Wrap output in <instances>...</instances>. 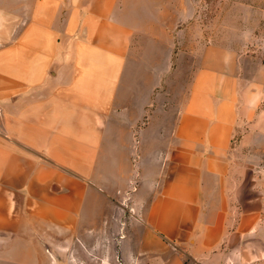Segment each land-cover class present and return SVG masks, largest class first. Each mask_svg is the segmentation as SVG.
Returning a JSON list of instances; mask_svg holds the SVG:
<instances>
[{
	"label": "crops",
	"instance_id": "0c3cea01",
	"mask_svg": "<svg viewBox=\"0 0 264 264\" xmlns=\"http://www.w3.org/2000/svg\"><path fill=\"white\" fill-rule=\"evenodd\" d=\"M147 1L0 3V230L20 216L51 240L87 244L109 215V264H264L259 198L240 213L229 198L235 177L226 153L245 115L226 97L207 96L204 71L169 114L168 131L137 133L171 137L153 173L142 170L143 206L119 225L110 191L109 212L102 205L99 169L116 167L113 152L123 143L115 138L130 132L123 122L154 106V85L132 99L125 79L139 35L159 42L186 31L166 16L176 1Z\"/></svg>",
	"mask_w": 264,
	"mask_h": 264
},
{
	"label": "rangeland",
	"instance_id": "374dc122",
	"mask_svg": "<svg viewBox=\"0 0 264 264\" xmlns=\"http://www.w3.org/2000/svg\"><path fill=\"white\" fill-rule=\"evenodd\" d=\"M143 1L148 6L149 1ZM172 1L178 8H169L172 15L166 16H176V31H186L184 35H162L159 42L155 35H139L138 53L132 57L125 79L131 83L132 99L142 91L141 86L154 85V92L147 95L154 106L145 108L148 112L143 119L123 122L130 132L115 138L123 143L113 152L118 166L99 169L97 186L108 197L102 205L109 212L110 191L119 225L130 219L136 207L143 206L137 196L142 170L153 173L159 151L163 157L171 137L137 133L145 128L168 131L173 126L169 114L186 103L194 81L204 71L207 96L215 101L226 97L245 115L226 153L235 177L229 198L240 213L257 196L254 205L264 217V0ZM9 2L0 0L3 8L9 9ZM234 191L239 194L236 198H232ZM103 221L100 238L85 240V244L78 239L51 240L35 230L32 221L19 216L0 230V264H109V215ZM215 253L211 251L209 257Z\"/></svg>",
	"mask_w": 264,
	"mask_h": 264
}]
</instances>
